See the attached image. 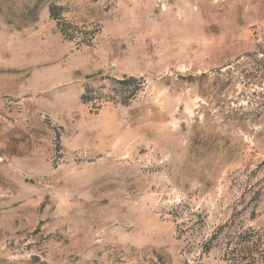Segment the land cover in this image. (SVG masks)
<instances>
[{"label": "rangeland", "instance_id": "374dc122", "mask_svg": "<svg viewBox=\"0 0 264 264\" xmlns=\"http://www.w3.org/2000/svg\"><path fill=\"white\" fill-rule=\"evenodd\" d=\"M0 264H264V0H0Z\"/></svg>", "mask_w": 264, "mask_h": 264}]
</instances>
